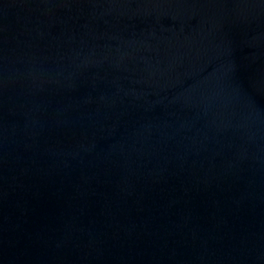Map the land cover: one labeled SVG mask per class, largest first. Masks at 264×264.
I'll return each instance as SVG.
<instances>
[{"label": "water", "instance_id": "water-1", "mask_svg": "<svg viewBox=\"0 0 264 264\" xmlns=\"http://www.w3.org/2000/svg\"><path fill=\"white\" fill-rule=\"evenodd\" d=\"M0 264H264V0H0Z\"/></svg>", "mask_w": 264, "mask_h": 264}]
</instances>
